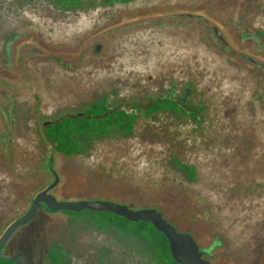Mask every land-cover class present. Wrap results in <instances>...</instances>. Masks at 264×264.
I'll return each instance as SVG.
<instances>
[{
    "label": "rangeland",
    "instance_id": "1",
    "mask_svg": "<svg viewBox=\"0 0 264 264\" xmlns=\"http://www.w3.org/2000/svg\"><path fill=\"white\" fill-rule=\"evenodd\" d=\"M175 91L187 92L189 112L203 105L199 118L137 111L131 133L91 138L74 155L45 137V122L99 99L130 107ZM177 161L195 167V178ZM51 167L59 200L156 208L202 249L219 240L206 254L212 264H264V0L74 10L0 0V237L55 180ZM94 218L41 207L4 252H22L29 264L55 255L60 264H151L143 240Z\"/></svg>",
    "mask_w": 264,
    "mask_h": 264
},
{
    "label": "trees",
    "instance_id": "2",
    "mask_svg": "<svg viewBox=\"0 0 264 264\" xmlns=\"http://www.w3.org/2000/svg\"><path fill=\"white\" fill-rule=\"evenodd\" d=\"M53 4L60 10H74L81 7H95L96 5H112L115 3L128 2L130 0H51ZM186 95L187 92H186ZM184 96L187 98V96ZM185 101L179 99L175 92H171L156 100H152L146 104L135 103L128 106H109V99L102 98L93 102L84 112L72 113L64 115L44 127V133L47 141L52 145L53 149L65 154L74 155L82 152L87 140L103 135H109L116 131L131 133L141 111L144 115H150L159 110H173L176 112H189L185 105ZM193 106V105H192ZM200 108L203 105L193 106L189 114L196 120L199 118ZM185 169L188 177L194 179L196 176L195 167L177 161ZM95 218V222L101 225H111L124 231L127 235L138 237L143 240L148 249L152 251L151 264H180L174 260L170 243L166 235L160 232L151 222L129 221L123 216H119L110 211H91ZM72 215H79L82 212L66 211ZM220 245L219 240H215L213 246ZM212 246V247H213ZM203 249L204 256L210 253L212 249ZM57 247L51 248V254L55 253ZM49 251V252H50ZM55 261L52 264H60L58 256L55 255ZM0 264H14L13 262L1 259Z\"/></svg>",
    "mask_w": 264,
    "mask_h": 264
},
{
    "label": "water",
    "instance_id": "3",
    "mask_svg": "<svg viewBox=\"0 0 264 264\" xmlns=\"http://www.w3.org/2000/svg\"><path fill=\"white\" fill-rule=\"evenodd\" d=\"M101 48L102 44H97L95 50L98 52ZM49 123L51 122H45L46 125ZM55 176L56 179L52 184L36 194L28 211L21 217L14 220L1 235L0 261L1 259H6L11 262H15L16 264H28L27 259L22 252L10 255L3 252V249L16 230L33 220L41 208L42 203H45L52 211H110L114 214L125 217L129 221L151 222L156 229L164 233L168 238L172 256L178 263L212 264V262L204 256V251L195 237L190 233L179 231L158 209H135L133 205L106 200H59L56 196L50 193V191L59 183V175L56 173ZM107 262L108 260L105 258L102 260V264H107Z\"/></svg>",
    "mask_w": 264,
    "mask_h": 264
},
{
    "label": "flooded vegetation",
    "instance_id": "4",
    "mask_svg": "<svg viewBox=\"0 0 264 264\" xmlns=\"http://www.w3.org/2000/svg\"><path fill=\"white\" fill-rule=\"evenodd\" d=\"M130 1H131V0H130ZM182 99H183L184 101L186 100L185 97H182ZM50 122H51V121H50ZM51 169H52V172H53V174H54V176H55V174H56L57 172L53 169V167H51ZM57 174H58V173H57ZM55 179H56V176H55ZM54 181H55V180H54ZM54 181H53V182H54ZM59 181H60V177H59ZM53 182H52V183H53ZM52 183H51V184H52ZM58 184H59V183H58ZM47 187H48V186H47ZM55 187H56V186H55ZM55 187H54V188H55ZM54 188H53V189H54ZM53 189H52V190H53ZM50 193H51V191H50ZM51 194H52V193H51ZM54 196H55V195H54ZM87 200H88V199H87ZM97 200H99V199H97ZM68 201H69V200H68ZM106 201H111V200H106ZM114 202H115V201H114ZM117 203H118V202H117ZM41 207H42V208L44 207V208H45L47 211H49V212H60V211H52V210H50V209L46 206L45 203H42ZM135 209H136V208H135ZM140 209H141V208H140ZM39 210H40V209H39ZM27 211H28V210H27ZM27 211H26V212H27ZM83 211H84V210H83ZM83 211H82V212H83ZM26 212H25V213H26ZM61 212H65V213H67L66 211H61ZM160 212H161V211H160ZM25 213H24V214H25ZM24 214H23V215H24ZM37 214H38V213H37ZM71 215H72V214H71ZM163 215H164V214H163ZM21 216H22V215H21ZM21 216H20V217H21ZM36 216H37V215H36ZM164 217H165V216H164ZM165 218H166V217H165ZM31 221H32V220H31ZM31 221H30V222H31ZM95 223H96V225H98V226H100V227L108 226V225H101V224H99V223H97V222H95ZM9 241H10V240H9ZM7 244H8V243H7ZM7 244H6V245H7ZM6 245H5V246H6ZM58 246H59V249H60V252H61L62 256H63V253H64V257L62 258V260H64V261L66 262V258H67V256H68L67 252L61 247V245H58ZM58 246H57V247H58ZM4 248H5V247H4ZM3 252H4V249H3ZM17 253H18V252H16L15 254H17ZM15 254H10V255H15ZM24 256H25V254H24ZM25 258L27 259L26 256H25ZM104 258L108 260V262H107V264H108V263H109V259L106 258V257H102V258H101V260H100V264H102V260H103ZM62 262H63V261H62ZM13 263L16 264L15 262H13ZM27 263H28V259H27ZM28 264H29V263H28ZM64 264H66V263H64Z\"/></svg>",
    "mask_w": 264,
    "mask_h": 264
}]
</instances>
